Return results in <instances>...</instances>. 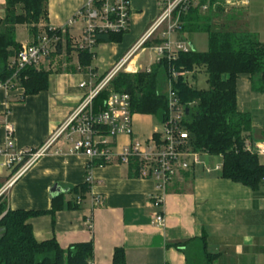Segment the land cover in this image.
<instances>
[{"label": "crops", "instance_id": "obj_1", "mask_svg": "<svg viewBox=\"0 0 264 264\" xmlns=\"http://www.w3.org/2000/svg\"><path fill=\"white\" fill-rule=\"evenodd\" d=\"M159 2L130 0L129 29L122 41L97 44L90 65L83 67L79 64V51L73 46L83 27L76 17L83 0H47V18L37 25V31L48 27L65 29L58 52L41 70L49 73L48 87L26 96L21 87L0 89V146L6 141L7 127L12 128V152L42 146L151 27L160 12ZM260 3L251 0L248 8ZM4 6L5 1L0 0V13H4ZM239 10L215 9L209 13L214 21L218 18L216 26L242 32L232 25L238 23L235 15ZM222 17L226 24L220 22ZM20 27L26 32L21 41L17 39ZM187 36L178 32L173 39L182 41ZM256 37L264 44V38ZM32 39L26 25L15 26V41L20 47ZM146 52H137L130 59L133 71L148 69L155 63V56L148 52L151 62L144 67L142 58ZM200 72L203 70L188 73L191 87L197 88ZM83 82L87 86L80 88ZM235 94L238 112L250 116L248 141L252 146L264 144V89L254 90L251 78L240 75ZM154 120L149 115L134 114L132 135L118 136L114 151L118 153L132 141L147 143L152 137L157 138L154 133L161 124L155 127ZM204 155L206 160L200 165L179 172L165 190L159 191L154 180L139 179L127 165L117 162L87 170L89 159L71 152V145L61 140L0 197L7 210L44 212L29 220L39 242L54 239L62 249L91 242L90 264H112L116 248L123 249L126 264H186L183 252L174 245L201 236H205L207 250L215 257L213 264H264V184L253 191L224 179L221 165L209 166L207 159L213 156ZM10 174V169H0V190ZM85 184L86 192H75ZM54 186L59 188L57 192H52ZM94 196L101 198L96 208L91 206ZM155 196L162 198L158 210L164 217L162 226L153 222L157 211L152 206ZM57 197H62L64 207L52 215V202ZM77 199L81 203L75 206Z\"/></svg>", "mask_w": 264, "mask_h": 264}, {"label": "trees", "instance_id": "obj_2", "mask_svg": "<svg viewBox=\"0 0 264 264\" xmlns=\"http://www.w3.org/2000/svg\"><path fill=\"white\" fill-rule=\"evenodd\" d=\"M4 1V15L0 20V83L12 76L9 61L20 49L15 41V26L26 25L29 33L35 37L37 25L47 18V0ZM208 13L203 14L197 7L189 9L182 16L179 29L182 35L207 34L206 52H196L190 48L187 52H179L173 60L162 58L152 64L148 72H120L109 84L114 92L130 95L133 113L152 116L162 123L168 114L164 89L171 71L191 73L203 70L208 86L206 90L191 87L183 77L172 81V90L184 106L182 123L190 145L194 151L222 158V178L256 191L264 184V164L257 156L243 150L250 137L251 124L249 114L237 110L235 82L238 76L247 75L252 80L254 90L264 89V44L246 31L213 30L212 17ZM123 35L99 34L96 41L97 44L120 43ZM152 43L160 44L161 41ZM78 58L79 64L87 67L93 54L87 50L79 51ZM48 76V72L32 68L20 71L19 84L24 89V95L46 90ZM108 95L109 90L106 89L92 100L95 112L103 108ZM100 164L93 161L87 170ZM128 167L137 177V165L131 163ZM87 186L85 184L75 192H86ZM63 207L62 197H57L53 199L50 213L53 215ZM43 213L7 210L0 197V264H90L93 256L91 242L76 243L62 249L54 239L39 242L34 238L29 220ZM174 246L183 252L186 264H213L215 257L207 250L205 236ZM112 264H126L123 249H114Z\"/></svg>", "mask_w": 264, "mask_h": 264}, {"label": "built area", "instance_id": "obj_3", "mask_svg": "<svg viewBox=\"0 0 264 264\" xmlns=\"http://www.w3.org/2000/svg\"><path fill=\"white\" fill-rule=\"evenodd\" d=\"M250 1L160 0L159 15L151 27L125 53L103 81L89 92L67 121L52 133L42 146L35 150L12 152V128L7 127L6 141L4 145L0 146V169H10L11 174L3 189L0 190V196L32 164L47 154L61 140L71 145V152L89 159L88 165L93 161L101 163L99 166L113 162L127 166L135 163L138 169L137 177L154 180L159 191L165 190L167 184L179 172H186L191 167L200 165L201 154L207 153L192 149L188 133L182 123L184 106L172 90V81L177 77H183L188 72L171 71V77L168 79L166 87L168 114L165 121L160 123V130L154 133L158 137H152L147 143L132 141L128 146L122 147L118 153L114 151L117 137L120 135L131 136L133 133L132 124L135 113L131 110L130 95L125 92L109 91L103 108L98 112L93 110L92 100L99 92L107 89L109 82L118 72H130L131 74L138 72L130 68V59L137 52L148 50L155 56L157 63L162 58L173 60L179 52L189 51V45L173 39L174 35L179 32L182 16L189 9L197 7L202 13L215 9L228 11L246 8ZM3 15L4 13H0V20ZM76 17L81 21L83 27L80 38L73 46L77 51L87 50L92 53L97 45V35L106 33L125 34L128 31L130 0H83ZM64 33V28L48 27L39 31L31 42L22 45L9 61V67L13 70V74L5 82L0 83V89L11 90L15 87H21L19 74L24 68L41 71L44 65L58 52ZM155 40H159L161 43L147 46L149 42ZM149 69H145V71L148 72ZM86 86L87 83L85 82L80 84V88ZM243 150L257 156L259 161L264 164V144L252 146L249 141H246ZM205 169L209 171L208 167ZM87 182H90V179ZM80 203L81 199H77L75 202L76 205ZM161 203V196H155L152 200V206L157 210L153 218L156 226H162L164 223L163 214L158 211L161 208ZM100 204L101 198L99 196H94L91 199L93 208Z\"/></svg>", "mask_w": 264, "mask_h": 264}, {"label": "rangeland", "instance_id": "obj_4", "mask_svg": "<svg viewBox=\"0 0 264 264\" xmlns=\"http://www.w3.org/2000/svg\"><path fill=\"white\" fill-rule=\"evenodd\" d=\"M259 1L261 2L260 4L258 5L252 4L251 7L249 8L247 7L246 9L245 8L240 9L236 15L234 14L235 18L238 19L237 21L238 23L236 25L234 24L232 25L238 31H249V33L251 32V33H254L255 35L257 33L256 36L263 39L264 38V0H259ZM217 19L216 21L212 19L213 30H228L226 28L216 26L217 23L219 22ZM221 21L224 24H226L227 22L226 19H224V17L221 18L220 22ZM39 31H41V29ZM25 38H26V32L24 31L23 28L20 27L18 35H17V39L21 41V40H24ZM182 42L189 45V47L196 52H206L208 50V37H207V34L202 33V32L191 34L187 36L186 39H183ZM152 45H153L152 42H149L147 44V46H152ZM148 52L149 51L147 50L144 57L142 58L144 67L151 62L152 57L150 56ZM140 71H145V70L140 69ZM189 76L190 74H185L183 76L186 82ZM196 84H197L196 87L199 90H206L208 88L207 83H206V75L204 72H200L197 74ZM107 90L113 91V88L110 86V84L107 86ZM164 92H167L166 87L164 89ZM153 125L155 127H160V122L157 120H154ZM201 156H202L200 159L201 162L206 160V157L204 154H201ZM207 161L209 162L210 164L209 166L211 167L216 166V165L218 166L221 165V158L219 156L210 157L209 159H207Z\"/></svg>", "mask_w": 264, "mask_h": 264}, {"label": "water", "instance_id": "obj_5", "mask_svg": "<svg viewBox=\"0 0 264 264\" xmlns=\"http://www.w3.org/2000/svg\"><path fill=\"white\" fill-rule=\"evenodd\" d=\"M59 190V188L57 186H54L52 189V192H57Z\"/></svg>", "mask_w": 264, "mask_h": 264}]
</instances>
